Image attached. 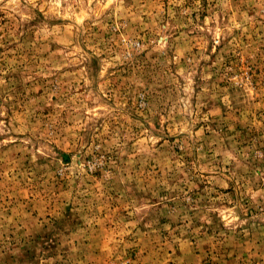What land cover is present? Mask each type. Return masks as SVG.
Instances as JSON below:
<instances>
[{
	"label": "rangeland",
	"instance_id": "374dc122",
	"mask_svg": "<svg viewBox=\"0 0 264 264\" xmlns=\"http://www.w3.org/2000/svg\"><path fill=\"white\" fill-rule=\"evenodd\" d=\"M0 264H264V0H0Z\"/></svg>",
	"mask_w": 264,
	"mask_h": 264
}]
</instances>
